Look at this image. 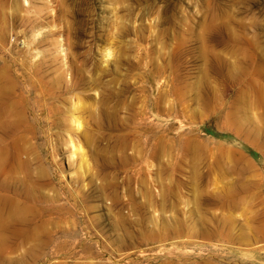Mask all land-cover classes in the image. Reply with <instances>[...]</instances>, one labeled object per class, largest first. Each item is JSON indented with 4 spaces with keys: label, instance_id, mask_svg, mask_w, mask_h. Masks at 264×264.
Returning a JSON list of instances; mask_svg holds the SVG:
<instances>
[{
    "label": "rangeland",
    "instance_id": "374dc122",
    "mask_svg": "<svg viewBox=\"0 0 264 264\" xmlns=\"http://www.w3.org/2000/svg\"><path fill=\"white\" fill-rule=\"evenodd\" d=\"M0 204V264H264V0H0Z\"/></svg>",
    "mask_w": 264,
    "mask_h": 264
},
{
    "label": "bare ground",
    "instance_id": "6f19581e",
    "mask_svg": "<svg viewBox=\"0 0 264 264\" xmlns=\"http://www.w3.org/2000/svg\"><path fill=\"white\" fill-rule=\"evenodd\" d=\"M75 124L78 125V130H81V128L83 127V123L80 120H76ZM4 207H5L4 205L0 204V222H2L3 219H4V210H3ZM10 210L12 211V213H17V214H18V211H19L15 207H10Z\"/></svg>",
    "mask_w": 264,
    "mask_h": 264
}]
</instances>
